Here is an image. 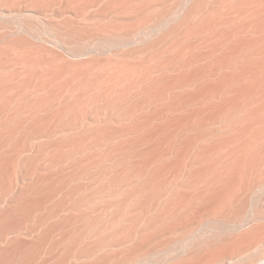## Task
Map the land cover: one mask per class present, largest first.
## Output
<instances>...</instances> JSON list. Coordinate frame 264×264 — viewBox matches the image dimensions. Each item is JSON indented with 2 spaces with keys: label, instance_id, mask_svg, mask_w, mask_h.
Returning a JSON list of instances; mask_svg holds the SVG:
<instances>
[{
  "label": "bare ground",
  "instance_id": "1",
  "mask_svg": "<svg viewBox=\"0 0 264 264\" xmlns=\"http://www.w3.org/2000/svg\"><path fill=\"white\" fill-rule=\"evenodd\" d=\"M0 264H264V0H0Z\"/></svg>",
  "mask_w": 264,
  "mask_h": 264
}]
</instances>
